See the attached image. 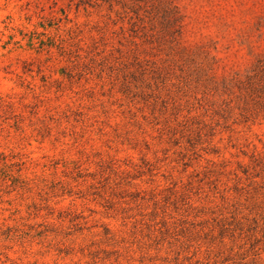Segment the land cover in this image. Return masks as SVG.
Listing matches in <instances>:
<instances>
[{"label":"rangeland","instance_id":"rangeland-1","mask_svg":"<svg viewBox=\"0 0 264 264\" xmlns=\"http://www.w3.org/2000/svg\"><path fill=\"white\" fill-rule=\"evenodd\" d=\"M0 264H264V0H0Z\"/></svg>","mask_w":264,"mask_h":264}]
</instances>
